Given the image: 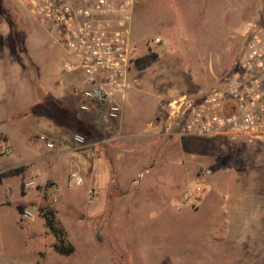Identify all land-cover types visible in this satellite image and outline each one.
I'll return each mask as SVG.
<instances>
[{
	"label": "rangeland",
	"instance_id": "obj_1",
	"mask_svg": "<svg viewBox=\"0 0 264 264\" xmlns=\"http://www.w3.org/2000/svg\"><path fill=\"white\" fill-rule=\"evenodd\" d=\"M6 1L18 9L33 61L41 64L45 59L47 68L54 66L48 72L42 66L41 79L46 84L67 79L52 35L13 0ZM263 17L264 0H140L131 28L137 57L148 52L157 56L133 71L137 82L129 89L124 107L133 116V129H103L102 138L114 137L107 147L102 142L93 145L83 133L72 130L47 151L63 149L56 160L40 157L43 133L31 137V146L24 143L34 120L24 117L22 103L12 92L0 102L5 108L0 122V173L25 166L22 173H6L0 179V264H264V148L216 137L168 136L163 129L169 102L214 85L241 55L249 23ZM4 26L9 28L0 12V29ZM154 36L162 41L147 50L145 42ZM26 74H31L27 68ZM73 87L75 91L66 89V95L77 100L80 85ZM76 132L85 137V145L73 142ZM6 147L12 149L10 154L4 153ZM91 148L96 149L95 163L69 165L70 153L86 154ZM119 148L125 153L117 163ZM204 168L212 174L206 178L198 209H176L183 192L194 187L195 174ZM230 168L233 177L238 170L246 172L232 198L240 206L219 199L226 192L222 187ZM35 170L46 180L25 189L24 179ZM71 171L82 176L80 186H67ZM138 172L143 175L135 182ZM51 182L60 187L56 200L49 196ZM257 187H263L260 193ZM211 191L219 198L208 211L205 203ZM34 194L40 198L33 202ZM32 206L34 215L25 218L23 210ZM46 207L63 228L65 243L73 245L71 254L54 250L58 240L40 213Z\"/></svg>",
	"mask_w": 264,
	"mask_h": 264
},
{
	"label": "built area",
	"instance_id": "obj_2",
	"mask_svg": "<svg viewBox=\"0 0 264 264\" xmlns=\"http://www.w3.org/2000/svg\"><path fill=\"white\" fill-rule=\"evenodd\" d=\"M25 14L49 32L61 50V71L77 74L80 85L78 110L99 115L106 128L119 122L129 89L137 82L133 71L138 56L137 41L131 28L138 0H13ZM159 36L145 42L147 50L161 43ZM73 91H75L73 87ZM117 129H121L119 125ZM168 136L224 137L229 141L258 144L264 148V17L249 23L241 55L235 59L211 87L197 93L181 94L168 104L163 124ZM46 148L53 143L40 135ZM73 142L85 145V137L74 133ZM12 149L6 147L5 154ZM204 168L193 179L176 209L201 204L206 178ZM143 172H138L135 182ZM39 170L24 179L25 189L36 187ZM82 176L71 171L67 186H80ZM53 200L58 186L48 183ZM91 197V195H90ZM34 215V206L23 210L25 218Z\"/></svg>",
	"mask_w": 264,
	"mask_h": 264
},
{
	"label": "crops",
	"instance_id": "obj_3",
	"mask_svg": "<svg viewBox=\"0 0 264 264\" xmlns=\"http://www.w3.org/2000/svg\"><path fill=\"white\" fill-rule=\"evenodd\" d=\"M3 28L4 30L0 29V37H5L9 33V30H10V28L6 29L5 26ZM39 39H40V36H39ZM26 40L27 38L25 35L24 44H25V48L27 51L28 48L26 46ZM40 52H44V51H40ZM28 56L33 66L36 69L37 79L42 89L44 90V93L48 94L51 98L54 99V101L57 102L56 104L57 108L54 109L57 112H53V113L52 112L50 113L47 111H41V112H29L28 111L25 113L23 112L24 117L26 119L34 120L33 126L28 129L29 137L24 139V143H26L25 145L30 144L29 146H31V142H32V138L34 137V134H36L37 132H41L43 133L41 135H44L47 141H51L53 143V148H54L55 142L61 139L62 135H64L65 133H69V131L74 130V131L83 133L87 138L91 140V144L93 145H95L97 142H100V143L102 142L104 143L103 145H106V147L109 146V144L112 143L111 140H113L114 137H111L108 139L102 138V135H104L105 133L103 129H107V128H104V126L102 125L101 117L96 114L91 115V114L80 113L78 110V106H77L78 99L74 100V99H71L69 95H66V89L67 90L73 89V84L77 81V77H74L71 74H66L68 76L66 77L67 79H64L63 81H60V80L52 81L51 84H46L41 79V76L44 74V71L48 72V70L50 71L53 70L54 66L47 68L45 65L46 64L45 59H43L42 63L40 64V62L33 61L31 55L28 54ZM49 57L51 60H53L54 55L52 54V51L51 53H49ZM59 64H61V58L59 60ZM42 66H45L44 67L45 69L41 73ZM11 92L13 93L15 99H17V101L22 103L21 106L24 108L20 110L30 107L33 102H40L42 100V99H37L36 101L35 95L32 90L30 79L28 78L26 74V67H24L17 60L16 61L12 60V54H11L10 47L6 43H4V41L3 42L0 41V102L7 101L8 97H10ZM4 109H5L4 107H0V122H3L5 119V112H2ZM131 117L133 118V116H130V115L128 116V114H126L124 110L121 120L119 122H113L111 128L109 129H117L119 125L121 126V129H133L134 122L131 119ZM145 129H150V128H145ZM6 139H9L7 135H6ZM41 142L43 145L39 146L40 147V157L50 156L51 160H56L57 155L60 152L64 151L63 149L57 148L52 153L47 152L49 150H52V148H46L44 142L43 141ZM119 150L120 151L116 153V156H115V161L117 163H119L121 159V155L125 153V149L119 148ZM96 157L97 156H96L95 148H91V150H89V152H87L86 154H82V152H79V153L72 152L69 155V159H71L69 165L73 161L76 165H79L80 163H85V162L89 164L90 163L93 164V162L95 163ZM106 159H107V162H110V159L108 157H106ZM18 163L19 162H17V164ZM38 180L45 181L46 175L42 176V173H41V176L38 177ZM59 190H60V187L58 186V192ZM58 192L56 193L57 197H58ZM49 193H50L49 195L50 198L53 200L52 193L50 192V190H49ZM24 195L25 193L23 194V196ZM39 198L40 196H36L34 194V197L32 198L31 201L34 202V200H38Z\"/></svg>",
	"mask_w": 264,
	"mask_h": 264
},
{
	"label": "trees",
	"instance_id": "obj_4",
	"mask_svg": "<svg viewBox=\"0 0 264 264\" xmlns=\"http://www.w3.org/2000/svg\"><path fill=\"white\" fill-rule=\"evenodd\" d=\"M139 2L140 0H138V3ZM0 12L5 15V19L8 22L9 28H10L9 33L5 37H0V41L1 42L4 41V43H6L10 47V50L13 51V54L16 55V59L18 60V62H20L24 67L26 66V68L29 69L31 74H27V76L30 79L32 90L35 95L36 101L37 99H42L40 102H33L30 107L23 109L24 110L23 112L24 113L28 111L29 112L47 111L50 113L57 112L54 110L55 108H57L56 107L57 102L54 101V99L51 98L48 94L44 93V90L42 89L41 85L38 82L37 75H36L37 74L36 69L33 66L28 56V53L26 51L25 44H24L25 43L24 42L25 33L23 30V22L20 19L21 16L18 12V9H16L15 7H12L6 0H0ZM156 56L157 54L155 52H148L142 56L137 57L134 61V65L138 69L145 68L146 66L151 64L156 59ZM216 139H221L223 141H229L227 138H224V137H216ZM24 170H25V166L23 165L13 167L11 169H8L7 171L1 172L0 179L6 173L13 175V174L22 173ZM237 172L238 173H235L236 177H233L232 175H230L232 174L231 168L229 169L228 172L225 173L224 179H226L227 177L228 179L225 182L227 184L223 185L222 187V189L226 191V192H223V197L219 198L218 194L212 191L209 193L207 192L208 196L206 199L207 200L210 199V201L208 203L206 200L205 207L206 209H208V211L213 210V205L216 204V200L218 198L221 200L224 199V202L225 200H228L231 203V205L240 206L237 202H234L232 198H234L233 194H234L235 185L239 186V183H243V181L245 180L246 172H244V170H238ZM262 188L257 187L256 190L260 193L262 191ZM230 192H232V194ZM198 206H195L192 208L198 209ZM40 213L42 217L44 218L46 227L48 228V230H50L54 234V236L58 240V242L54 243L53 245L54 250H56L59 254H62V255L71 254L74 250V247L72 244L65 243L64 237H63L64 235L63 228L57 223L55 216H54V212L49 208H44V209H40Z\"/></svg>",
	"mask_w": 264,
	"mask_h": 264
}]
</instances>
